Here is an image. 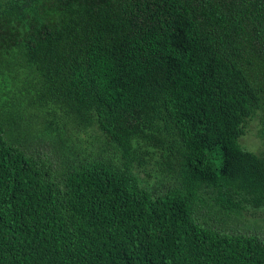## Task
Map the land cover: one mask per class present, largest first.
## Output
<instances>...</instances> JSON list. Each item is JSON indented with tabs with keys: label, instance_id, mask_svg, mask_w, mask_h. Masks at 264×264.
Instances as JSON below:
<instances>
[{
	"label": "trees",
	"instance_id": "1",
	"mask_svg": "<svg viewBox=\"0 0 264 264\" xmlns=\"http://www.w3.org/2000/svg\"><path fill=\"white\" fill-rule=\"evenodd\" d=\"M252 120L264 0H0V264H264Z\"/></svg>",
	"mask_w": 264,
	"mask_h": 264
},
{
	"label": "rangeland",
	"instance_id": "2",
	"mask_svg": "<svg viewBox=\"0 0 264 264\" xmlns=\"http://www.w3.org/2000/svg\"><path fill=\"white\" fill-rule=\"evenodd\" d=\"M258 130V122L257 120H252L247 128L246 135L242 136L241 143L246 148L253 150L255 152H262L264 150L261 140L259 139L257 135ZM80 135L82 137H86L84 132H80ZM249 218L256 219L258 222V226L255 228L250 229V232H254L258 234L262 239H264V210H260L256 213L255 217L251 214H248ZM237 230L240 231H246L247 229L243 228L242 223H238L237 226H235Z\"/></svg>",
	"mask_w": 264,
	"mask_h": 264
}]
</instances>
